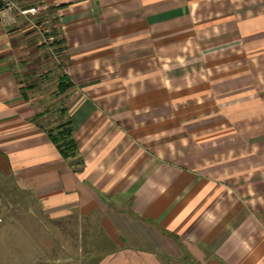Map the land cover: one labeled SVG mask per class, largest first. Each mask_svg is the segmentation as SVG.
Listing matches in <instances>:
<instances>
[{
	"label": "crops",
	"instance_id": "1",
	"mask_svg": "<svg viewBox=\"0 0 264 264\" xmlns=\"http://www.w3.org/2000/svg\"><path fill=\"white\" fill-rule=\"evenodd\" d=\"M18 1L0 264H70L83 219L118 242L91 264H264V0Z\"/></svg>",
	"mask_w": 264,
	"mask_h": 264
},
{
	"label": "rangeland",
	"instance_id": "2",
	"mask_svg": "<svg viewBox=\"0 0 264 264\" xmlns=\"http://www.w3.org/2000/svg\"><path fill=\"white\" fill-rule=\"evenodd\" d=\"M9 186L14 192V186ZM69 223L71 225L65 229L63 234L71 246L70 264H91L92 259L118 246L116 239L110 236L96 221L83 219L82 221L72 220Z\"/></svg>",
	"mask_w": 264,
	"mask_h": 264
},
{
	"label": "built area",
	"instance_id": "3",
	"mask_svg": "<svg viewBox=\"0 0 264 264\" xmlns=\"http://www.w3.org/2000/svg\"><path fill=\"white\" fill-rule=\"evenodd\" d=\"M18 0H0V12L3 16L10 17L11 12L19 7Z\"/></svg>",
	"mask_w": 264,
	"mask_h": 264
},
{
	"label": "trees",
	"instance_id": "4",
	"mask_svg": "<svg viewBox=\"0 0 264 264\" xmlns=\"http://www.w3.org/2000/svg\"><path fill=\"white\" fill-rule=\"evenodd\" d=\"M65 131L66 132L64 134L62 132V133H60L61 135H58V137H56L54 139L55 141L60 142V144L62 143V141H64V143L62 145H64V144H71V142L73 140L72 139V131L71 130H65ZM72 151H73V149H72Z\"/></svg>",
	"mask_w": 264,
	"mask_h": 264
}]
</instances>
